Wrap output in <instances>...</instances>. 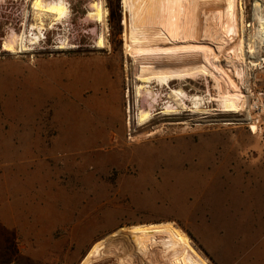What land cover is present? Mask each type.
<instances>
[{
    "label": "rangeland",
    "instance_id": "1",
    "mask_svg": "<svg viewBox=\"0 0 264 264\" xmlns=\"http://www.w3.org/2000/svg\"><path fill=\"white\" fill-rule=\"evenodd\" d=\"M67 1L66 33L77 46L0 53V264H78L122 225L173 220L210 264H264V112L257 134L245 121L193 119L202 114L191 99L165 115L164 102L177 103L180 90L219 108L215 80L171 60L169 87L165 72L150 79L164 96L154 118L130 127L124 0H104L103 24L87 17L93 0ZM253 2L243 0L246 34ZM30 5L0 0V37L6 22L20 33L17 10ZM102 33L108 45L98 49ZM115 66L122 93L107 105L106 72ZM250 72L252 91L264 93V60Z\"/></svg>",
    "mask_w": 264,
    "mask_h": 264
},
{
    "label": "bare ground",
    "instance_id": "2",
    "mask_svg": "<svg viewBox=\"0 0 264 264\" xmlns=\"http://www.w3.org/2000/svg\"><path fill=\"white\" fill-rule=\"evenodd\" d=\"M124 3V50L131 58L125 64L130 127L133 123L138 126L149 123L155 116L156 105L164 99L163 91L154 89L150 79L165 72L161 81L168 86L170 79H174L169 75L168 61L180 65L178 61L183 59L186 65L215 80L219 108L205 105L201 94L189 96L180 90L175 96L177 103L164 102L162 113L180 114L182 103L191 99L190 110L202 114L193 119H202L207 124L245 121L254 133L259 132L257 122L264 112V102L259 93L252 91L249 78L250 70L264 60V0L252 3L248 35L243 0H124ZM30 4L34 28L63 21L71 11L67 0H30ZM89 6L87 17L105 23L108 15L105 1L93 0ZM25 32L13 30L3 49L12 54L28 50L23 41ZM104 34L96 41L98 49L108 45ZM255 95L261 104L258 107L252 102ZM218 112L226 116L217 118ZM210 263L194 246L187 231L173 220L122 225L96 240L78 264Z\"/></svg>",
    "mask_w": 264,
    "mask_h": 264
},
{
    "label": "built area",
    "instance_id": "3",
    "mask_svg": "<svg viewBox=\"0 0 264 264\" xmlns=\"http://www.w3.org/2000/svg\"><path fill=\"white\" fill-rule=\"evenodd\" d=\"M30 14L32 15V11L26 12L24 6H22L19 10H17L16 13L18 25L19 27H21L20 33L26 30L23 41L28 49L30 48L32 50H37V51L50 50L54 52V51L70 49L78 45L76 40L72 39L70 35L66 33V31L72 27V19L70 14L67 17H64L63 21H60V23H58L57 21L51 24L45 23L40 28H34L32 24H29V27L26 28L27 25L26 17ZM10 24H12V22L9 23L6 22V26H5L6 29H4L5 34L0 37V40H2V42L0 43V49L2 51H5L3 48L6 38L10 35V32L13 31V29L9 28ZM263 94H264L263 92H259L262 102H263V97H262ZM167 101L168 100H166L165 102ZM252 102L253 103L255 102L257 107L261 105L258 99V95L257 96L255 95L254 99L252 98ZM259 122L260 119L258 120L257 123Z\"/></svg>",
    "mask_w": 264,
    "mask_h": 264
},
{
    "label": "crops",
    "instance_id": "4",
    "mask_svg": "<svg viewBox=\"0 0 264 264\" xmlns=\"http://www.w3.org/2000/svg\"><path fill=\"white\" fill-rule=\"evenodd\" d=\"M113 68V72L110 71V67H108V72H106V77L105 76H101V79L104 81V77L106 78V82H107V86H108V91H106L103 95L106 96V98L109 100L106 101V104L108 105L109 102H113L115 103L117 100H119V98L121 97V93H122V82H123V76H122V70L119 66H115L112 67ZM79 80H82L80 77L77 78ZM105 98V99H106ZM112 104V103H111ZM106 112H104V116H107ZM113 133V134H112ZM116 133L118 134V136L116 137ZM115 135L116 138L119 137V133L115 132L113 130V132H111L110 138H113ZM75 138L73 135H69L66 136V141H70L72 144L74 142ZM82 140V139H81ZM113 141V139H112Z\"/></svg>",
    "mask_w": 264,
    "mask_h": 264
}]
</instances>
